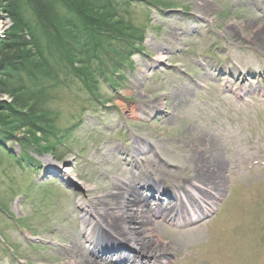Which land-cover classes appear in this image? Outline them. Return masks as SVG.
<instances>
[{
    "label": "rangeland",
    "instance_id": "374dc122",
    "mask_svg": "<svg viewBox=\"0 0 264 264\" xmlns=\"http://www.w3.org/2000/svg\"><path fill=\"white\" fill-rule=\"evenodd\" d=\"M109 1L116 12L92 2L138 48L125 58L126 45L105 42L91 95L44 43L61 72L42 100L51 136L20 130L0 149V264H65L77 242L87 254L83 202L128 181L186 188L207 162L221 165L222 192L205 214L193 205L182 231L139 189L153 197L149 229L173 249L163 264H264V0ZM0 23L2 44L16 29L6 0Z\"/></svg>",
    "mask_w": 264,
    "mask_h": 264
},
{
    "label": "trees",
    "instance_id": "16d2710c",
    "mask_svg": "<svg viewBox=\"0 0 264 264\" xmlns=\"http://www.w3.org/2000/svg\"><path fill=\"white\" fill-rule=\"evenodd\" d=\"M92 1L97 2L6 0L7 14L16 29L0 44V97L9 99L8 103H0V149L7 151L6 144L11 143L13 133L20 130L34 140H46L51 136V123L47 120L51 113L44 109L42 100L58 83L60 68L58 63L52 65L53 59L45 51V42L49 49L54 47L59 54L70 78L82 84L91 95L95 93L100 76L93 68L92 60L100 61L98 54L105 42L110 46L117 42L126 45L127 50L121 52L125 58H130L128 48L137 50L138 47L126 42L129 32L107 22V14L116 12L120 5L98 0L103 4L101 8L109 11L100 17L99 8ZM28 14L34 21L28 20ZM112 29L114 34L110 33ZM19 32L21 35H17ZM83 58H86L85 62L81 61ZM118 64V67L122 66ZM99 72L104 73L101 69Z\"/></svg>",
    "mask_w": 264,
    "mask_h": 264
},
{
    "label": "bare ground",
    "instance_id": "6f19581e",
    "mask_svg": "<svg viewBox=\"0 0 264 264\" xmlns=\"http://www.w3.org/2000/svg\"><path fill=\"white\" fill-rule=\"evenodd\" d=\"M260 31L264 32L263 29ZM162 58L159 57L160 60ZM245 92V89L237 90L239 95ZM134 110L131 113L137 115L138 113ZM201 166V169L198 170L194 178H191L186 188L183 186L181 189L176 187L168 192L175 202L173 212L176 221L188 219L191 214V207L197 203L201 208L203 206L213 207L215 200L221 194L220 191L222 192L221 187L224 176L221 172V165L207 162ZM139 189L134 182L128 181V184L124 187L114 185L110 192L98 198V202H95L94 207H89L87 202H83L84 215L82 216V223L87 227L86 243L90 247L94 245V248L84 254L81 249L77 250L80 247L78 242V246L71 245L69 257L65 264H112L111 260L104 258L105 255L99 253V251L96 259L98 262L91 260V256L97 253L95 252L96 247L99 249L100 247L109 248L111 246L106 243L107 237L116 242L114 244L119 247H122V242L126 241L125 245L133 250L132 253L136 252L138 254L126 258L124 262L128 264L131 263L129 261L143 260V258H152L153 264H163L162 258L173 249L172 246L165 245L163 242L158 243L156 234L152 229H149L152 226L156 231L158 226L153 222V216L148 214L152 213L153 210L149 206L145 207L146 200L139 194ZM203 211L206 212L207 210L203 209ZM164 216H168V214ZM91 218L92 223L96 224L93 228L90 227V224L88 225ZM131 264L139 263L137 261V263ZM141 264H144V262L142 261Z\"/></svg>",
    "mask_w": 264,
    "mask_h": 264
}]
</instances>
